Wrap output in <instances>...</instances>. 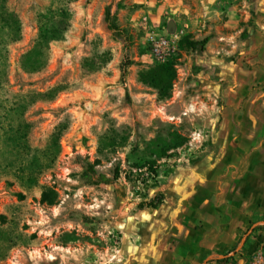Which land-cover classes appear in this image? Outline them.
I'll return each mask as SVG.
<instances>
[{"label": "rangeland", "instance_id": "rangeland-1", "mask_svg": "<svg viewBox=\"0 0 264 264\" xmlns=\"http://www.w3.org/2000/svg\"><path fill=\"white\" fill-rule=\"evenodd\" d=\"M170 24L208 42L178 47L160 99L138 75L146 32ZM209 55L234 62L245 90L264 62V0H0V264H264V218L216 255L184 251L186 205L195 218L216 194L210 137L226 101L200 84ZM90 165L110 182L87 183ZM158 193L157 209L139 207Z\"/></svg>", "mask_w": 264, "mask_h": 264}, {"label": "crops", "instance_id": "crops-1", "mask_svg": "<svg viewBox=\"0 0 264 264\" xmlns=\"http://www.w3.org/2000/svg\"><path fill=\"white\" fill-rule=\"evenodd\" d=\"M170 25L173 30L174 24ZM209 58L204 66L205 70L212 69L213 76L204 71L207 80L200 84L210 86L226 102L212 123L210 137L217 151L210 159L216 194L204 209H195V218L191 216L193 210H189L195 207L190 204L183 216L188 222L185 239L190 244L184 251L193 260L221 248L228 249L244 239L248 228L263 224L264 218V62L247 71L245 90L233 91L231 84L237 65L219 57L209 55ZM253 59L257 58L246 60L254 63ZM219 80L228 82V89H221ZM230 92L239 100L244 99L243 103L240 105L239 101L231 107Z\"/></svg>", "mask_w": 264, "mask_h": 264}, {"label": "trees", "instance_id": "trees-1", "mask_svg": "<svg viewBox=\"0 0 264 264\" xmlns=\"http://www.w3.org/2000/svg\"><path fill=\"white\" fill-rule=\"evenodd\" d=\"M105 22L107 23L108 29L113 32V34L117 37H122L124 31L121 30L115 20L114 17L110 14V9L107 8L105 11ZM208 42V38L197 41L192 40L189 36H184L179 40L178 47L183 49H189L191 51H195L197 49H202ZM148 68L142 70L139 75V81L156 91L158 97L160 99H165L170 96L174 81L176 80V68H175V57L169 58L166 62L160 63H152ZM154 164H148V169L150 171H156L157 167ZM82 177L87 183H104L107 184L110 182L108 178H106L102 174H97L96 170L92 165L88 166ZM119 177V173L116 170L114 172L113 180H117ZM164 195L162 193H158L153 199H151L147 203L139 204L140 208H149V209H157L159 206L163 204ZM220 264H225L226 259H221L218 261Z\"/></svg>", "mask_w": 264, "mask_h": 264}, {"label": "built area", "instance_id": "built-area-1", "mask_svg": "<svg viewBox=\"0 0 264 264\" xmlns=\"http://www.w3.org/2000/svg\"><path fill=\"white\" fill-rule=\"evenodd\" d=\"M181 35V31H172L171 25L166 28L165 34L158 33L154 30L147 31L145 42L149 51L148 58L150 64H162L173 57L178 50Z\"/></svg>", "mask_w": 264, "mask_h": 264}]
</instances>
